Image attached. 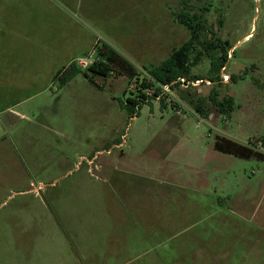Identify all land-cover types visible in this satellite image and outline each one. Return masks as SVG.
Returning a JSON list of instances; mask_svg holds the SVG:
<instances>
[{"label":"rangeland","instance_id":"374dc122","mask_svg":"<svg viewBox=\"0 0 264 264\" xmlns=\"http://www.w3.org/2000/svg\"><path fill=\"white\" fill-rule=\"evenodd\" d=\"M32 5L37 45H50L71 60L64 75L71 64L83 70L109 51L148 75V68L190 37L176 17L180 11L197 14L206 36L213 33L231 48L221 79L210 82V60L196 45L184 83L169 89L175 107L165 96L166 107L160 100L138 108L124 104L134 83L113 69L107 76L78 72L67 85L58 78L36 89L19 108L25 119L1 113L0 217L21 189L56 192L67 165L89 163L90 171L106 177L102 188L110 217L101 214L104 220L99 212L97 224L112 228L109 247L130 249L110 264H188L200 256L213 259L209 264H264V0H33ZM212 89L219 99L233 97L228 118L210 99ZM199 101L203 114L196 109ZM218 136L250 152L218 145L217 150ZM93 152L111 165L106 161L97 171L80 158ZM55 158L60 164L50 168ZM53 179L58 181L52 187ZM76 225L68 228L69 239L74 240L72 229L83 236L94 226ZM35 228L21 239L41 241L43 233ZM200 239L211 241L202 254L196 248Z\"/></svg>","mask_w":264,"mask_h":264},{"label":"crops","instance_id":"0c3cea01","mask_svg":"<svg viewBox=\"0 0 264 264\" xmlns=\"http://www.w3.org/2000/svg\"><path fill=\"white\" fill-rule=\"evenodd\" d=\"M69 1L73 3L74 0ZM32 4L33 0H0V114L8 113L12 120L14 117L25 119L27 115L19 108L35 97L36 89L52 84L55 74L71 62L67 56L62 58V52L50 48V45L49 49L44 48V43L37 45ZM46 36L50 40V33ZM46 36L42 35L44 41ZM62 64L66 65L63 67ZM217 138L219 142L225 139L224 136ZM217 145L219 143L215 142L218 150ZM235 146L238 151L250 152L241 144L236 143ZM106 152L112 154L109 150ZM92 154L88 158L83 153L80 158H87L97 171H102L109 158L100 159L94 152ZM237 154L240 155L239 152ZM107 163L109 166L112 162ZM57 164H60L57 158L51 159L49 167L56 168ZM67 166L60 175L64 182L58 191L42 195L33 188H23L8 204L7 212L0 217V264H110L115 263V257H122L130 250L124 246L118 249L109 247L107 239L112 228L97 224L99 212L106 218L110 217L105 210L106 194L102 188L106 177L90 171L89 163L86 167L81 162L76 168L74 164ZM22 167L29 169L30 163L22 161ZM57 181L53 179L50 185L56 186ZM85 223L94 226H88L90 228L81 233L83 236L72 229L74 240L69 239L68 228ZM36 226L43 233L41 241L30 240L29 235L26 240L21 239V236L36 231ZM200 240L202 243L196 248H202V254L211 241ZM212 260L209 256H200L187 263L209 264Z\"/></svg>","mask_w":264,"mask_h":264},{"label":"trees","instance_id":"16d2710c","mask_svg":"<svg viewBox=\"0 0 264 264\" xmlns=\"http://www.w3.org/2000/svg\"><path fill=\"white\" fill-rule=\"evenodd\" d=\"M176 17L189 30L190 37L178 48L173 49L170 55L161 63L148 68V75L142 76L132 63L120 53L109 51V53L101 54L103 56L101 60H93L83 70L72 64L70 65V74L64 75L63 70H59L55 74L54 80L59 78L61 85H64L68 79L78 72H83L86 76L93 77L95 75L107 76L111 74L113 69H116L117 72L123 70L124 74L129 77V84L134 83L133 90H130L132 97L127 98L124 104L138 108L143 103H151L156 100L162 93V85H169L171 90L174 87L173 85L181 84L180 78H183L182 76L188 72L189 54L195 50L196 45H199L204 50L210 60L207 79L210 82L221 79L218 78L219 72L226 65L228 50L231 48L228 41L215 37L213 33L210 37H207L204 33L205 25L197 14L180 11ZM198 53L201 54L202 52ZM199 58V56H196L194 59L198 61ZM229 78L235 80L233 74H230ZM161 95L159 98L160 105L166 107L163 97L167 94L163 93ZM209 97L218 112L223 114L224 118H228L235 106L233 97L228 95L219 99L215 89L211 90ZM171 105L175 107L177 102L173 101ZM201 106L202 101H199L196 104V109L203 114ZM218 146L220 147L221 145L219 144Z\"/></svg>","mask_w":264,"mask_h":264},{"label":"built area","instance_id":"2783aa9c","mask_svg":"<svg viewBox=\"0 0 264 264\" xmlns=\"http://www.w3.org/2000/svg\"><path fill=\"white\" fill-rule=\"evenodd\" d=\"M180 81H181V84H183L184 83V79L183 78H180ZM169 85H162V93L161 94H163V93H165V94H167L166 96H165V99H166V101H176L177 102V100H173V98H174V95H173V93H171L170 91H169ZM159 95L157 98H156V100H159V98H160V96H162V95ZM260 146H261V142H259L258 143V146L257 147H259L260 148Z\"/></svg>","mask_w":264,"mask_h":264},{"label":"flooded vegetation","instance_id":"af4514ba","mask_svg":"<svg viewBox=\"0 0 264 264\" xmlns=\"http://www.w3.org/2000/svg\"><path fill=\"white\" fill-rule=\"evenodd\" d=\"M219 143H221V147L222 146H232V147H234V150H238L235 145L230 144L226 139L221 140Z\"/></svg>","mask_w":264,"mask_h":264}]
</instances>
